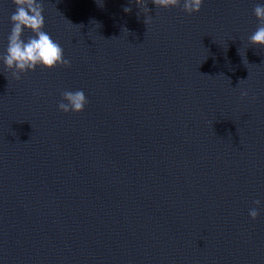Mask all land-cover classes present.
Masks as SVG:
<instances>
[{
    "label": "water",
    "instance_id": "obj_1",
    "mask_svg": "<svg viewBox=\"0 0 264 264\" xmlns=\"http://www.w3.org/2000/svg\"><path fill=\"white\" fill-rule=\"evenodd\" d=\"M42 3L70 67L0 61V264H264V0Z\"/></svg>",
    "mask_w": 264,
    "mask_h": 264
},
{
    "label": "clouds",
    "instance_id": "obj_2",
    "mask_svg": "<svg viewBox=\"0 0 264 264\" xmlns=\"http://www.w3.org/2000/svg\"><path fill=\"white\" fill-rule=\"evenodd\" d=\"M137 6L143 9L145 24L150 22L148 15L150 9L146 0H135ZM16 6L10 16L12 24L10 34L7 38V48L4 54L0 55V61L8 70H11L16 80L21 79V74L34 71L37 67L53 69L57 66L70 67V61L64 57V50L59 42L54 41L45 32V19L43 16L42 0H12ZM157 8L179 7L182 3V10L189 15L201 10L203 0H152ZM124 12L130 13L131 8L125 7ZM253 14L259 21L255 32L249 37L252 45L264 47V3H257L254 6ZM33 35L24 38L25 31ZM127 30V29H126ZM247 93H242L246 96ZM88 99L83 90L69 91L62 93V99L58 103V109L64 113H80L88 104ZM260 206L261 201H254ZM259 215L258 207L249 210V216L255 220Z\"/></svg>",
    "mask_w": 264,
    "mask_h": 264
}]
</instances>
